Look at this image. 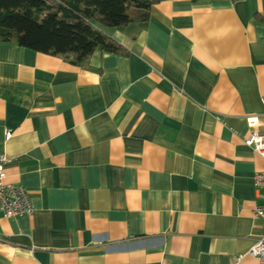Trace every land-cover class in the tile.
<instances>
[{
	"label": "crops",
	"instance_id": "crops-1",
	"mask_svg": "<svg viewBox=\"0 0 264 264\" xmlns=\"http://www.w3.org/2000/svg\"><path fill=\"white\" fill-rule=\"evenodd\" d=\"M83 65L0 42V154L31 215L0 264H258L264 0H161ZM7 131L10 135L6 136ZM238 257V260H237Z\"/></svg>",
	"mask_w": 264,
	"mask_h": 264
},
{
	"label": "trees",
	"instance_id": "trees-1",
	"mask_svg": "<svg viewBox=\"0 0 264 264\" xmlns=\"http://www.w3.org/2000/svg\"><path fill=\"white\" fill-rule=\"evenodd\" d=\"M161 0H0V42L48 55L73 65L87 63L95 50L127 54L99 30L145 21Z\"/></svg>",
	"mask_w": 264,
	"mask_h": 264
},
{
	"label": "built area",
	"instance_id": "built-area-1",
	"mask_svg": "<svg viewBox=\"0 0 264 264\" xmlns=\"http://www.w3.org/2000/svg\"><path fill=\"white\" fill-rule=\"evenodd\" d=\"M262 102L264 105V97ZM246 120L251 127V132L245 142L264 159V134H259L256 130V126L260 124L259 118L250 116ZM9 135L10 133L7 131L6 136ZM8 161L9 158L6 155L0 154V214L4 217L31 215L33 213V205L26 189L21 185L5 180L4 169ZM252 181L257 191V197L262 200V202L255 205L253 211L254 217L260 223V233L248 249L247 254L255 257L258 264H264V168L254 172ZM0 240H3L1 235Z\"/></svg>",
	"mask_w": 264,
	"mask_h": 264
}]
</instances>
